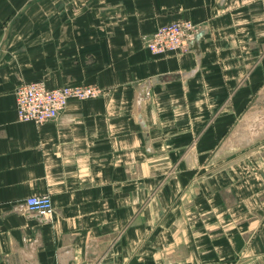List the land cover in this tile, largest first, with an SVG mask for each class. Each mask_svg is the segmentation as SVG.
Wrapping results in <instances>:
<instances>
[{
  "label": "crops",
  "instance_id": "1",
  "mask_svg": "<svg viewBox=\"0 0 264 264\" xmlns=\"http://www.w3.org/2000/svg\"><path fill=\"white\" fill-rule=\"evenodd\" d=\"M2 44L0 264H264V0H0ZM31 81L103 93L23 121Z\"/></svg>",
  "mask_w": 264,
  "mask_h": 264
},
{
  "label": "built area",
  "instance_id": "2",
  "mask_svg": "<svg viewBox=\"0 0 264 264\" xmlns=\"http://www.w3.org/2000/svg\"><path fill=\"white\" fill-rule=\"evenodd\" d=\"M198 34L200 26L189 19H181L159 26L146 38V47L154 54L187 51ZM97 84L66 85L49 88L42 81H31L16 90V111L23 121L43 123L56 119L72 98L88 99L101 95ZM30 213L51 217L54 213L52 198L47 194H33L25 199Z\"/></svg>",
  "mask_w": 264,
  "mask_h": 264
},
{
  "label": "water",
  "instance_id": "3",
  "mask_svg": "<svg viewBox=\"0 0 264 264\" xmlns=\"http://www.w3.org/2000/svg\"><path fill=\"white\" fill-rule=\"evenodd\" d=\"M200 37V34H198V36H197V38L193 41V42H191V44H190V48H192V46L193 45H195L196 44V41H197V39ZM2 49H3V44L1 45V47H0V55H1V53H2ZM181 76L182 75H180V74H178V73H170V74H162V75H158V76H156V77H154L153 79H152V83H156V82H161V81H163V80H169V79H179V78H181ZM149 85H150V83H147L145 86H144V92L147 90V88L149 87ZM247 143H249V142H247Z\"/></svg>",
  "mask_w": 264,
  "mask_h": 264
}]
</instances>
